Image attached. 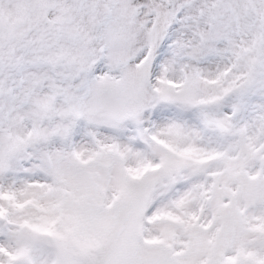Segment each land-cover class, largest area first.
I'll return each instance as SVG.
<instances>
[{
    "label": "snow or ice",
    "instance_id": "snow-or-ice-1",
    "mask_svg": "<svg viewBox=\"0 0 264 264\" xmlns=\"http://www.w3.org/2000/svg\"><path fill=\"white\" fill-rule=\"evenodd\" d=\"M0 264H264V0H0Z\"/></svg>",
    "mask_w": 264,
    "mask_h": 264
}]
</instances>
